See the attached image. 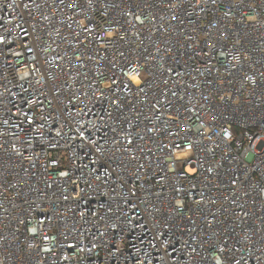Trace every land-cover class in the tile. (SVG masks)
<instances>
[{
  "label": "built area",
  "instance_id": "built-area-1",
  "mask_svg": "<svg viewBox=\"0 0 264 264\" xmlns=\"http://www.w3.org/2000/svg\"><path fill=\"white\" fill-rule=\"evenodd\" d=\"M259 141L264 0H0V264H264Z\"/></svg>",
  "mask_w": 264,
  "mask_h": 264
},
{
  "label": "rangeland",
  "instance_id": "rangeland-1",
  "mask_svg": "<svg viewBox=\"0 0 264 264\" xmlns=\"http://www.w3.org/2000/svg\"><path fill=\"white\" fill-rule=\"evenodd\" d=\"M263 145H264V142L263 141L257 142L256 149H258V150L262 149L263 148ZM191 171H192V169L187 168V172H191Z\"/></svg>",
  "mask_w": 264,
  "mask_h": 264
}]
</instances>
